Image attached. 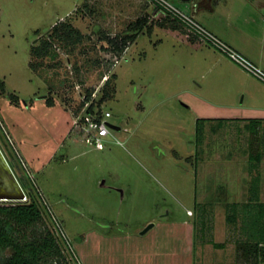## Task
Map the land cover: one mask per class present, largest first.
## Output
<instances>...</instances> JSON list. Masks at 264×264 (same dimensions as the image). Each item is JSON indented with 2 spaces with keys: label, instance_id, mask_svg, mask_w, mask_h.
<instances>
[{
  "label": "rangeland",
  "instance_id": "obj_1",
  "mask_svg": "<svg viewBox=\"0 0 264 264\" xmlns=\"http://www.w3.org/2000/svg\"><path fill=\"white\" fill-rule=\"evenodd\" d=\"M216 5L195 19L229 45L264 56V7L257 0ZM156 6L151 0H0V144L44 213L25 233L51 231L65 257L47 264H255L238 244L243 212L252 226L256 203L229 201L235 197L226 190L251 183L250 166L228 153L213 160L203 133L207 127L216 133L211 150L246 145L242 135H230L243 125L238 118L264 114L250 94L245 101L232 77L161 24L165 14ZM142 18L145 29L117 51L109 40ZM66 21L73 39H55L51 55L33 58ZM230 64L232 72L260 81L264 95L261 79ZM106 73L116 75L104 104L122 143L111 138L99 150L70 134V107L78 84L94 89Z\"/></svg>",
  "mask_w": 264,
  "mask_h": 264
},
{
  "label": "trees",
  "instance_id": "obj_2",
  "mask_svg": "<svg viewBox=\"0 0 264 264\" xmlns=\"http://www.w3.org/2000/svg\"><path fill=\"white\" fill-rule=\"evenodd\" d=\"M188 1L190 0H181L183 3ZM186 6L189 9V6ZM156 7L160 9V6L157 5ZM147 23V18L138 19L133 28L129 29L124 36L113 37L109 40L110 43L117 51H124L128 44L134 41L139 33L145 29ZM160 23L163 25L168 24L172 28L183 27L169 14H165ZM73 35L74 29L71 23L66 21L56 24L50 38L45 39L43 45L36 49L33 58L42 59L51 55L55 39L70 41L73 39ZM115 76L112 75L106 82L99 99V105L105 103L111 96L112 93L108 87ZM87 90L90 92L92 89L88 88ZM49 101L52 102L53 98H49ZM251 131L253 130L251 129ZM34 190L40 193L36 187ZM28 194L31 201L27 203H0V264H47L50 258L57 262L61 259L65 260L54 233L49 231L45 235L34 234L32 238L25 233L26 229L36 227L44 221V213L39 204L38 195L36 196L34 191L28 192ZM255 203L252 226L249 227L248 216L245 211L243 212L245 217L244 237L239 240L238 246L242 248L246 258H252L255 260V264H260V262H264V202L256 201ZM238 213L235 211L233 215H229V220H235ZM6 250H11V254L3 255ZM65 263L67 264V261Z\"/></svg>",
  "mask_w": 264,
  "mask_h": 264
},
{
  "label": "crops",
  "instance_id": "obj_3",
  "mask_svg": "<svg viewBox=\"0 0 264 264\" xmlns=\"http://www.w3.org/2000/svg\"><path fill=\"white\" fill-rule=\"evenodd\" d=\"M175 1L182 9L186 10L187 12L191 11L195 15L203 10L213 13L217 9V0H190L185 3L181 2V0ZM257 1L260 4V7H264V0ZM186 5L189 6V9L186 8ZM170 31L176 35L179 41H182L184 44L189 46L191 50L198 53L203 62H206L211 67H217L221 73L228 75V77H232L233 82L239 87V90L245 93V101L248 96L247 94H250V99L254 100L257 105V111H260L264 114V95L260 92L263 84L260 83V81L249 76L248 73H245L244 71L238 72L234 69L232 72L230 70V67H232L230 64V59H228L227 56L221 54L220 52H214L213 50L217 51V49L211 45L200 41L196 37L189 36L183 27H171ZM240 47L242 50L237 47L236 49L246 54L252 60L255 59L259 64L264 65V56L262 54V56L252 54L244 45H240ZM237 73H239L240 76ZM250 118L252 119L253 117L238 118L242 119L239 122H242L243 125L240 124L238 126V132H232V134H230L233 140L241 138L240 135H242L243 138L247 139L246 145H235L234 147L224 146L221 149L211 150V147H209V139L216 133L213 132L209 127H207L203 133L205 142L207 144L206 146L208 154L213 156V160L221 161L224 159L223 154L228 153L229 158H231V160H235L236 164L239 163L242 166H250L249 178L251 179V183L246 182L245 184H240L237 182L233 185H230L232 189L226 188V190L229 192L228 194L235 197L232 200L229 199V201L237 202L250 200L255 202H264V116L258 118V121L256 120L257 118H253L251 121H249ZM200 120L201 118H198V124ZM230 120H232V118H229V122H233ZM242 129H245V131L243 132ZM251 129L253 131H251Z\"/></svg>",
  "mask_w": 264,
  "mask_h": 264
},
{
  "label": "built area",
  "instance_id": "obj_4",
  "mask_svg": "<svg viewBox=\"0 0 264 264\" xmlns=\"http://www.w3.org/2000/svg\"><path fill=\"white\" fill-rule=\"evenodd\" d=\"M151 1L160 6V10L164 14H169L172 18L176 19L183 26L189 36L196 37L200 41L211 45L219 52L227 56L230 60L234 61L243 69L255 75L264 82V70L259 65H257L243 53L235 49L233 46L226 43L215 33L207 29L204 25H202L195 19L193 13L187 12L171 0ZM110 77V74H104L101 85L92 89L90 92L87 89H83L81 85L78 84L76 86L77 95L73 100L72 107H70V112L72 115L70 134H75V137H80L82 142H84L86 145L99 150L105 149L108 141L110 142L109 139L111 138L113 142L119 144L122 143L121 140L113 134L112 129L109 125V119L110 117H112V112L105 108L104 103L99 105L101 93ZM75 140L78 139L75 138ZM23 190L25 196L18 202H30L31 197L24 187ZM39 195H41V193H39ZM5 202L12 201L0 198V203ZM45 204L47 205L46 202ZM63 237L66 239L64 235Z\"/></svg>",
  "mask_w": 264,
  "mask_h": 264
},
{
  "label": "water",
  "instance_id": "obj_5",
  "mask_svg": "<svg viewBox=\"0 0 264 264\" xmlns=\"http://www.w3.org/2000/svg\"><path fill=\"white\" fill-rule=\"evenodd\" d=\"M0 160L3 164V167L8 172L9 178L6 179L4 176H0V198H4L6 200L12 201V202H18L22 200L25 196L23 187L17 178L15 172L7 162L5 156L3 155L1 149H0ZM153 224H149L142 233H146Z\"/></svg>",
  "mask_w": 264,
  "mask_h": 264
},
{
  "label": "flooded vegetation",
  "instance_id": "obj_6",
  "mask_svg": "<svg viewBox=\"0 0 264 264\" xmlns=\"http://www.w3.org/2000/svg\"><path fill=\"white\" fill-rule=\"evenodd\" d=\"M0 149H1L2 153H3V155L5 156L7 162L9 163V165H10L11 168H12V165H11L9 159L7 158V155H6L5 151L3 150L1 144H0ZM12 169H13V168H12ZM13 171H14V170H13ZM1 175L4 176L6 179L9 178L8 172H7L6 169L3 167V164H2V162H1V160H0V176H1Z\"/></svg>",
  "mask_w": 264,
  "mask_h": 264
}]
</instances>
